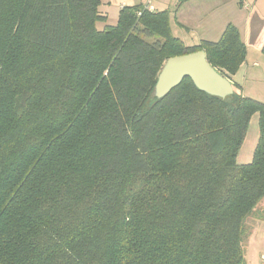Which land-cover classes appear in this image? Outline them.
Here are the masks:
<instances>
[{
    "label": "trees",
    "instance_id": "1",
    "mask_svg": "<svg viewBox=\"0 0 264 264\" xmlns=\"http://www.w3.org/2000/svg\"><path fill=\"white\" fill-rule=\"evenodd\" d=\"M100 4L0 0V264H249L264 101L190 77L153 97L177 55L205 50L231 79L247 56L239 28L188 45L168 9L125 5L99 29Z\"/></svg>",
    "mask_w": 264,
    "mask_h": 264
},
{
    "label": "crops",
    "instance_id": "2",
    "mask_svg": "<svg viewBox=\"0 0 264 264\" xmlns=\"http://www.w3.org/2000/svg\"><path fill=\"white\" fill-rule=\"evenodd\" d=\"M261 1L254 0L251 4L250 0H185L178 5L179 0H122L120 6L150 2L155 11L168 9L173 33L177 30L178 37L186 44L191 30L198 33L197 43L201 40L217 41L229 23L235 24L247 46V56L230 80L240 86L245 95L255 98L260 89L264 90V10L259 6ZM191 40L196 42L197 39L193 37ZM251 161L245 158L238 162L246 164Z\"/></svg>",
    "mask_w": 264,
    "mask_h": 264
},
{
    "label": "water",
    "instance_id": "3",
    "mask_svg": "<svg viewBox=\"0 0 264 264\" xmlns=\"http://www.w3.org/2000/svg\"><path fill=\"white\" fill-rule=\"evenodd\" d=\"M185 77H190L198 89L211 95L227 97L236 91L232 81L209 63L205 50H199L170 57L165 62L158 75L153 97L164 98Z\"/></svg>",
    "mask_w": 264,
    "mask_h": 264
},
{
    "label": "rangeland",
    "instance_id": "4",
    "mask_svg": "<svg viewBox=\"0 0 264 264\" xmlns=\"http://www.w3.org/2000/svg\"><path fill=\"white\" fill-rule=\"evenodd\" d=\"M121 1L122 0H101L100 10L102 11V14L106 16V19L99 20V22L97 23V27L99 29H104L107 25L117 24L120 16ZM249 3L253 4L254 0L252 1L250 0ZM262 5H263V0L259 3V6L261 10H264L263 9L264 7H261ZM175 35L176 36L179 35L177 30L175 31ZM187 37L189 39L188 44L197 43L199 41L198 33L195 30L189 31ZM193 37L197 39L195 40L196 42H191L192 41L191 39ZM256 95L258 96H256L255 99L264 101V90L260 89V91H258V94ZM258 139H259V115L258 113H254L251 118L250 126L245 141L238 153L237 161L240 162L241 159H245V158H247L248 161H251ZM249 224L252 227V236L249 240V243H247V251H246L247 261L249 264H264V260L262 259V256L264 255V221L251 220Z\"/></svg>",
    "mask_w": 264,
    "mask_h": 264
},
{
    "label": "built area",
    "instance_id": "5",
    "mask_svg": "<svg viewBox=\"0 0 264 264\" xmlns=\"http://www.w3.org/2000/svg\"><path fill=\"white\" fill-rule=\"evenodd\" d=\"M144 7L150 11H154V7L150 4V2L147 5H144ZM262 259L264 260V255L262 256Z\"/></svg>",
    "mask_w": 264,
    "mask_h": 264
}]
</instances>
